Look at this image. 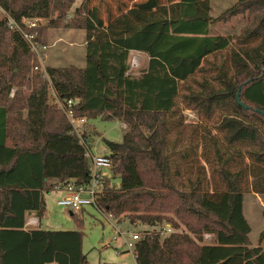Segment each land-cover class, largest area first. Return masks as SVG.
<instances>
[{"label":"trees","instance_id":"obj_1","mask_svg":"<svg viewBox=\"0 0 264 264\" xmlns=\"http://www.w3.org/2000/svg\"><path fill=\"white\" fill-rule=\"evenodd\" d=\"M76 1L0 0L41 45L48 28L87 32L85 68L32 74L35 54L0 20V264H89L83 231L23 228L27 212L44 216L43 194L57 184L91 183L90 138L66 112L127 126L122 143L105 141L112 176L121 180L118 188L102 180L97 202L105 213L187 230L164 238L143 231L137 264H264V249L249 245L243 213L246 193L264 195V116L257 112H264V0H237L225 12L226 19L250 16L237 45L211 35L219 19L210 0H128L104 27L81 10L80 21L64 24ZM24 18L48 25L28 29ZM132 52L149 57L139 77L129 74ZM222 53L230 56L219 66ZM50 85L64 109L50 103ZM180 99L198 116L192 131ZM205 234L213 245L202 244Z\"/></svg>","mask_w":264,"mask_h":264},{"label":"rangeland","instance_id":"obj_2","mask_svg":"<svg viewBox=\"0 0 264 264\" xmlns=\"http://www.w3.org/2000/svg\"><path fill=\"white\" fill-rule=\"evenodd\" d=\"M143 2L146 0H135ZM163 4L167 0H161ZM211 1V17L219 19L211 26V35H221L229 37L233 41V45H237V40L243 34V30L250 25V16L248 13L241 14L233 18H223L225 12L236 5L237 0H210ZM128 0H77L73 8L68 13V18L64 20V24L80 21L76 11H82V17L90 19L95 26L104 27L111 15H117L120 9L125 7ZM131 5V4H129ZM6 18V13L0 8V20ZM48 25V21L43 20L41 27ZM41 42L44 44L38 48V54L33 60L32 74L46 72L48 67L51 68H67V67H83L86 64V41L87 32L82 29L48 28L42 34ZM46 47V49L43 48ZM230 55L222 53L218 59L210 58L217 65H221ZM129 74L133 77H139L148 68L149 57L146 54L132 52L129 56ZM229 63V62H228ZM38 67L40 72L35 68ZM195 87V86H194ZM17 88L13 90L9 98H13ZM24 93H28L27 88H23ZM50 103L54 105L57 101L53 87L49 88ZM179 109L182 111L192 131L198 123L199 119L196 113L186 110L185 106L179 100ZM56 105V104H55ZM60 107V106H59ZM26 113V112H25ZM181 115V114H180ZM88 123L80 126L77 122H72L76 131L80 135H86L90 138V146L94 155L97 152L105 151V141L114 143H122L123 136L127 130V126L121 125L118 121H104L101 118L87 119ZM212 125V124H211ZM105 176L109 178L110 185L118 188L121 184L119 177L112 176V171H105ZM62 193L51 191L46 193L48 202L47 210L42 217V230L51 231H83V252L87 256L89 264H137L136 257L125 249V239L129 237L128 233L138 234L140 238L143 231L161 232L162 238L169 234H164L162 227L150 228L145 225H133L130 221L122 217L120 220L107 218V220L94 208L88 207L82 213L77 214V218H73L69 211L59 206L58 201L62 198ZM243 213L251 227L249 235L250 247H261L264 249V195H257L248 192L244 195ZM26 216V215H25ZM167 217H174L167 214ZM77 219L82 223H77ZM109 220V221H108ZM31 221V220H30ZM29 221V222H30ZM36 221L32 220L30 227ZM39 224V223H38ZM176 233L187 232L182 226L180 230H174ZM118 232H121L119 234ZM203 236L202 244L213 245L215 237L207 239Z\"/></svg>","mask_w":264,"mask_h":264},{"label":"built area","instance_id":"obj_3","mask_svg":"<svg viewBox=\"0 0 264 264\" xmlns=\"http://www.w3.org/2000/svg\"><path fill=\"white\" fill-rule=\"evenodd\" d=\"M8 19V26L14 32H19L29 44L32 52L35 56L38 54V48L42 45L37 41V34H30L26 32V30L19 25L14 19L10 16L6 15ZM43 20L42 19H22V24L28 29H37L41 27ZM46 49L45 46H43ZM37 57V56H36ZM35 70H39L38 67ZM61 109H64V103L57 101L56 102ZM68 105H72V101L68 102ZM71 122L74 120L72 114L70 112H66ZM92 162H93V172H92V180L88 186H78L75 182L71 181L67 184H57L55 186V191L61 192L63 197L58 201L59 206L65 208L70 214L77 215L82 213L86 208L91 207L97 210L106 220L112 217L105 213L103 209H101L98 205L97 198L99 193H101L102 189V180L106 177L105 171H111L113 162L110 155H94L91 154ZM109 221V220H108ZM32 223V222H31ZM164 234H173L175 231L170 225H165L163 228ZM121 234V232H118ZM130 235L125 239V249L128 252H131L134 256L136 253V245L140 241V236L138 234L128 233ZM207 239L212 238V235H206ZM136 257V256H135Z\"/></svg>","mask_w":264,"mask_h":264},{"label":"crops","instance_id":"obj_4","mask_svg":"<svg viewBox=\"0 0 264 264\" xmlns=\"http://www.w3.org/2000/svg\"><path fill=\"white\" fill-rule=\"evenodd\" d=\"M85 66H86V64L83 66V67H80V68H85ZM74 123L76 122H78L79 124H80V126H84L86 123H88V120L85 118V119H81V120H74L73 121ZM119 122V121H118ZM121 123V122H120ZM121 125L123 126V125H125V124H123V123H121ZM126 126V125H125ZM76 129V128H75ZM124 137V136H123ZM98 154H103V155H111V152L106 148L105 149V151H99V152H97ZM46 193L47 192H45L44 194H43V199L45 200V203H46V210H47V205H48V202H47V199H46ZM63 197V196H62ZM25 223H24V226H23V228H24V230H27V231H29V230H37V229H41L42 230V228H41V221H42V218L41 219H39L38 218V216H36V214H34V213H29V212H27V214H26V216H25ZM31 220V221H30ZM32 220L33 221H36V222H34L33 223V225L32 226H35V225H38L37 227H33V228H31L30 227V224H31V222H32ZM30 221V222H29ZM39 223V224H38ZM51 231V230H50Z\"/></svg>","mask_w":264,"mask_h":264},{"label":"water","instance_id":"obj_5","mask_svg":"<svg viewBox=\"0 0 264 264\" xmlns=\"http://www.w3.org/2000/svg\"><path fill=\"white\" fill-rule=\"evenodd\" d=\"M238 101L241 103V99H240V92L238 93ZM243 105V104H242ZM245 106V105H244ZM247 108V107H246ZM257 112L259 113V114H261V115H263L264 116V112L263 111H261V110H257ZM71 216H73V214H71Z\"/></svg>","mask_w":264,"mask_h":264}]
</instances>
